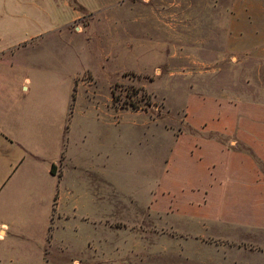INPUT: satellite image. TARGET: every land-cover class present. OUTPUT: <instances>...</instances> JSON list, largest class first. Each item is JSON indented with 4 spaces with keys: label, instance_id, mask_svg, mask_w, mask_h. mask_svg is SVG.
I'll return each instance as SVG.
<instances>
[{
    "label": "crops",
    "instance_id": "crops-1",
    "mask_svg": "<svg viewBox=\"0 0 264 264\" xmlns=\"http://www.w3.org/2000/svg\"><path fill=\"white\" fill-rule=\"evenodd\" d=\"M71 21L32 26L0 19V264H95L96 248L110 258L109 164L111 149L122 150L125 161L126 110L112 112L110 101L86 96L88 125L77 123L76 72L64 128L53 109L30 100V74L13 61ZM258 57L239 60L247 65L246 84L188 93L182 129L165 134L163 168L146 197H133L162 232L182 238L191 262L251 264L264 255V48ZM92 87L101 92L99 84ZM155 125L150 138L157 143ZM112 126L120 127L113 138Z\"/></svg>",
    "mask_w": 264,
    "mask_h": 264
},
{
    "label": "rangeland",
    "instance_id": "rangeland-1",
    "mask_svg": "<svg viewBox=\"0 0 264 264\" xmlns=\"http://www.w3.org/2000/svg\"><path fill=\"white\" fill-rule=\"evenodd\" d=\"M6 1L4 21L44 26L72 20L63 33L52 32L14 57L30 74L31 101L53 109L65 128L79 72L72 119L87 127L92 100L86 96L110 101L112 112L126 110L125 161L122 150L111 149L109 164L110 258L96 248L95 264H207L186 259L182 238L162 232L133 197H146L151 177L163 168L170 149L165 134L182 129L188 93L246 84L247 65L239 60L264 48V0H0V9ZM94 84L101 92L92 93ZM156 121L157 143L150 138ZM119 129L111 127L112 138ZM250 260L264 264V255Z\"/></svg>",
    "mask_w": 264,
    "mask_h": 264
},
{
    "label": "trees",
    "instance_id": "trees-1",
    "mask_svg": "<svg viewBox=\"0 0 264 264\" xmlns=\"http://www.w3.org/2000/svg\"><path fill=\"white\" fill-rule=\"evenodd\" d=\"M52 171L55 172V166L52 167Z\"/></svg>",
    "mask_w": 264,
    "mask_h": 264
}]
</instances>
